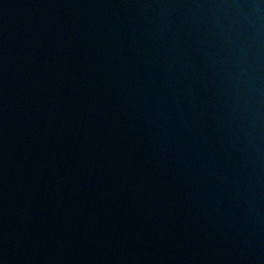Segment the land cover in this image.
Returning <instances> with one entry per match:
<instances>
[{"label": "water", "instance_id": "obj_1", "mask_svg": "<svg viewBox=\"0 0 264 264\" xmlns=\"http://www.w3.org/2000/svg\"><path fill=\"white\" fill-rule=\"evenodd\" d=\"M0 264H264V0H0Z\"/></svg>", "mask_w": 264, "mask_h": 264}]
</instances>
